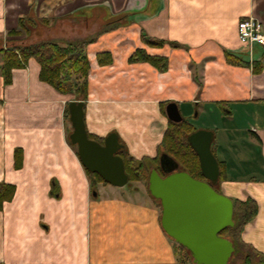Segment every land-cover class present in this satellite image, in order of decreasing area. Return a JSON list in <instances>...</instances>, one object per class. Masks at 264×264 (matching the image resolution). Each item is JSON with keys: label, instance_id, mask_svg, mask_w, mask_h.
<instances>
[{"label": "crops", "instance_id": "obj_1", "mask_svg": "<svg viewBox=\"0 0 264 264\" xmlns=\"http://www.w3.org/2000/svg\"><path fill=\"white\" fill-rule=\"evenodd\" d=\"M249 17L264 23V0H0V39L26 18L50 21L32 32L37 40L98 36L87 47L86 128L97 138L116 134L137 160L157 157L169 103L191 126L187 116H203L222 167L218 189L257 202L242 238L264 254V44L250 50L241 42L239 22ZM85 21L95 27L80 28ZM72 27L81 34L75 39ZM143 34L165 45L150 47ZM137 49L166 58L168 69L129 63ZM100 53H111L113 63L100 66ZM67 103L40 80L35 60L13 71L10 86L0 73V183L16 187L0 211V264H179L147 189L126 194L101 184L94 195L68 141Z\"/></svg>", "mask_w": 264, "mask_h": 264}, {"label": "trees", "instance_id": "obj_2", "mask_svg": "<svg viewBox=\"0 0 264 264\" xmlns=\"http://www.w3.org/2000/svg\"><path fill=\"white\" fill-rule=\"evenodd\" d=\"M123 18L121 17L109 24L110 28L114 29L118 27V24L115 23H118V21ZM49 22L50 21L44 19L36 21L31 18L21 19L19 22V29L8 32L7 37L12 39L10 41L6 40L8 49L0 48V53L2 55L0 73L4 78L5 85L10 86L13 84L14 70L24 68L31 60H35L40 66V80L43 83L51 86L61 95L75 97L76 101H82L85 106V102L88 98L89 74L91 71L87 47L91 43H94L98 39V36L67 44L35 39L32 32L44 27ZM23 35L30 36L29 38L32 41L35 40L34 43L15 40ZM142 39L143 42L150 47L158 48L165 45V41L150 38L145 34L142 35ZM3 42L4 40L1 38L0 43L3 44ZM97 60L100 66H108L113 63L111 53H100L97 55ZM141 62L150 63L161 72L168 69V61L166 58L151 56L145 49H137L130 56L129 63L134 64ZM255 71L258 70L255 69ZM69 105L70 103H68L67 106L69 107ZM65 118H69V108L67 107L65 110ZM67 130L69 137V129L67 128ZM196 131L197 130L187 121H182L177 124L169 122V126L159 146L158 155L155 158L145 157L142 160H137L131 156L128 151L124 150L125 147H123L118 154L124 160L125 170L129 177L127 186L134 182H144L148 184L152 169L158 168L156 166L159 165V158L164 153L175 159L180 164L181 170L186 171L197 180H204L205 178L201 170L199 156L188 141V137ZM89 138L98 141L100 144H104L106 140L90 134ZM68 141L69 144L75 148L78 155L77 146L71 143L70 138ZM212 151L215 155L213 146ZM22 164V150L17 149L15 151L16 169H21ZM219 166L221 170L219 181L214 186L218 191V185L223 181V172L220 162ZM85 171L91 181L93 192H96L98 184L109 185L99 174L92 173L87 169H85ZM162 176L164 175L162 174ZM15 193L16 187L14 185L0 183V211H2L6 202L13 200ZM233 201L235 207V226L226 228L220 234V236L230 239L234 244L235 253L230 264H264V254L245 243L242 238L245 227L257 217L258 204L251 198L245 201ZM156 202L161 209L160 202ZM175 249L179 264H194L188 250L176 242Z\"/></svg>", "mask_w": 264, "mask_h": 264}, {"label": "water", "instance_id": "obj_3", "mask_svg": "<svg viewBox=\"0 0 264 264\" xmlns=\"http://www.w3.org/2000/svg\"><path fill=\"white\" fill-rule=\"evenodd\" d=\"M82 101L69 105L73 131L69 138L77 146L84 168L99 174L109 185L124 188L129 183L119 137L111 134L104 144L89 138ZM168 119L181 123L183 116L176 103L166 107ZM197 152L204 180L193 178L181 170L180 164L168 154L159 158L148 180L151 197L160 202L161 223L165 233L188 250L194 264H230L235 253L233 242L220 236L226 228L235 226L234 201L215 189L219 181L220 166L212 151L214 134L199 130L188 137ZM162 174L164 176H162ZM96 196L97 193L94 192Z\"/></svg>", "mask_w": 264, "mask_h": 264}, {"label": "rangeland", "instance_id": "obj_4", "mask_svg": "<svg viewBox=\"0 0 264 264\" xmlns=\"http://www.w3.org/2000/svg\"><path fill=\"white\" fill-rule=\"evenodd\" d=\"M74 25V24H73ZM84 26V27H83ZM83 26H80V28H84V30H86L87 29V27H95V23L94 24H92V26L90 25V24H88L87 23V21H85L84 22V25ZM92 29H94V28H92ZM58 30V29H57ZM69 30H71V33H73V35H72V37L75 39L76 37H78V36H80L81 34H79V35H77L76 33H77V29H76V27H72V29H69ZM82 32V30H80V33ZM49 34V33H48ZM56 35H58L59 36V31H57V34ZM77 35V36H76ZM37 37H43L44 36V38H48L49 36L48 35H46V34H43V33H41V34H37L36 35ZM55 35H53L52 34V36L51 37H54ZM30 37V36H29ZM27 35H23L20 39H19V41H29L30 43H34V41H32V40H29L30 38H29ZM83 37H85V39H83V40H86V39H90L91 37L93 38V37H95V36H89L88 34H86V31H85V35H83ZM4 40V42H3V44H1L0 43V48L2 49V48H4V49H8V47H7V44H6V40L8 41H10V40H12V39H9L8 37H7V39H3ZM82 40V41H83ZM46 41H49V40H46ZM51 41V40H50ZM19 44H21V43H19ZM73 101H76L75 100V97H72V96H68V103H71V102H73ZM68 103H67V105H68ZM67 108H69L68 106H67ZM186 119L193 125V128L195 129V130H197V131H199V130H206V129H204L205 127H210V126H204L205 124H206V121H205V119H204V117L203 116H199L198 115V112H196V111H193L192 112V114H190V116H187L186 117ZM65 124H66V126H68L67 128L69 129V136H70V134L72 133V131H73V128H72V124H71V122H70V114H69V118H65ZM211 127H221V126H211ZM156 167H158V165L156 166ZM153 169H156V168H153ZM152 169V170H153ZM99 185H101V184H98L97 185V187L96 188H98V187H100ZM106 187L108 188V189H111V188H113L111 185H106ZM125 188V193L126 194H128V192L130 191V188L131 189H135V188H144V189H147L148 190V184H145L144 182H134V183H131L129 186H126V187H124ZM122 189L123 188H120L119 190H121L122 191ZM96 191H97V189H96ZM148 192V191H147Z\"/></svg>", "mask_w": 264, "mask_h": 264}, {"label": "built area", "instance_id": "obj_5", "mask_svg": "<svg viewBox=\"0 0 264 264\" xmlns=\"http://www.w3.org/2000/svg\"><path fill=\"white\" fill-rule=\"evenodd\" d=\"M239 37L243 44L252 50L254 44H264V23L262 20L249 17L239 22Z\"/></svg>", "mask_w": 264, "mask_h": 264}, {"label": "flooded vegetation", "instance_id": "obj_6", "mask_svg": "<svg viewBox=\"0 0 264 264\" xmlns=\"http://www.w3.org/2000/svg\"><path fill=\"white\" fill-rule=\"evenodd\" d=\"M98 142V141H97ZM119 155V154H118Z\"/></svg>", "mask_w": 264, "mask_h": 264}]
</instances>
